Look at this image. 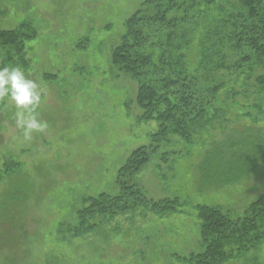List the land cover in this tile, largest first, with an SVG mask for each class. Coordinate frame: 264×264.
<instances>
[{
  "label": "rangeland",
  "instance_id": "374dc122",
  "mask_svg": "<svg viewBox=\"0 0 264 264\" xmlns=\"http://www.w3.org/2000/svg\"><path fill=\"white\" fill-rule=\"evenodd\" d=\"M144 1L0 0V31L23 23L37 31L22 68L40 86L37 113L47 124L25 139L16 109L0 100V264H189L182 259L204 248L199 205L238 219L264 196V161L248 172L208 162L214 147L229 144L228 132L154 139L157 121L140 118L139 81L112 57ZM205 18L197 17L195 36L210 24ZM236 115L246 116L239 123ZM249 116L264 124L255 107L235 105L228 115L232 128L251 123ZM156 145L131 184L151 200H178L177 211L160 217L137 208L75 234L85 200L118 195L123 164L139 147ZM224 264H264V243Z\"/></svg>",
  "mask_w": 264,
  "mask_h": 264
},
{
  "label": "trees",
  "instance_id": "16d2710c",
  "mask_svg": "<svg viewBox=\"0 0 264 264\" xmlns=\"http://www.w3.org/2000/svg\"><path fill=\"white\" fill-rule=\"evenodd\" d=\"M199 14L210 19L200 37L195 36ZM36 36L29 23L1 30L0 67H27L26 42ZM194 52L192 61L189 54ZM112 58L120 70L139 81L140 118L157 121L154 139L180 136L191 142L220 128L230 135L229 144L213 148L207 157L210 164L232 162L236 169L248 172L245 166L254 169L264 161L263 122L249 116L251 123L232 128L228 117L235 105L255 107L264 114V0H145L127 19ZM243 116L236 115L239 123ZM154 148L157 145L139 147L123 164L118 195L102 192L85 200L75 234L95 229L101 222L96 223L97 218L114 219L137 208L160 217L177 211L178 200H151L131 184V178L149 163ZM197 209L204 248L183 261L224 264L264 243V196L238 219L207 205Z\"/></svg>",
  "mask_w": 264,
  "mask_h": 264
},
{
  "label": "clouds",
  "instance_id": "9594fccd",
  "mask_svg": "<svg viewBox=\"0 0 264 264\" xmlns=\"http://www.w3.org/2000/svg\"><path fill=\"white\" fill-rule=\"evenodd\" d=\"M0 100H7L16 109V125L23 129L25 139L46 129L47 124L37 113L42 103L40 86L28 78L21 66L0 67Z\"/></svg>",
  "mask_w": 264,
  "mask_h": 264
}]
</instances>
